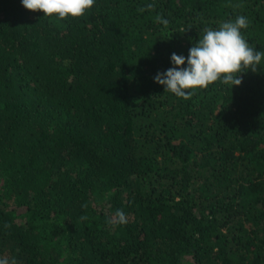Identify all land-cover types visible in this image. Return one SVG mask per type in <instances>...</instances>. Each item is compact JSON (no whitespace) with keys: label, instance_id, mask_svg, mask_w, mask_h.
<instances>
[{"label":"trees","instance_id":"16d2710c","mask_svg":"<svg viewBox=\"0 0 264 264\" xmlns=\"http://www.w3.org/2000/svg\"><path fill=\"white\" fill-rule=\"evenodd\" d=\"M239 15L264 51V0H95L64 19L0 0V258L264 264V58L187 100L154 81Z\"/></svg>","mask_w":264,"mask_h":264},{"label":"clouds","instance_id":"9594fccd","mask_svg":"<svg viewBox=\"0 0 264 264\" xmlns=\"http://www.w3.org/2000/svg\"><path fill=\"white\" fill-rule=\"evenodd\" d=\"M21 2L27 10L64 19L69 16H84L85 11L93 7L95 0H21ZM153 8V4L147 5V9ZM157 20L165 26L168 24L161 16H157ZM250 23L247 16L239 15L234 21L223 22L218 29L205 28L202 38L189 49L188 56L172 53L171 63L174 67L157 73L154 81L164 85L165 91H170L185 100L194 95V92L185 90L206 89L217 81L231 87L239 86L242 83L239 76L242 68L256 71V67L264 58V51H256L242 35L241 30L247 29ZM185 62L187 67H181ZM84 218L86 217H82ZM109 222L124 225L127 224L128 218L122 209H118ZM5 226L10 227L7 224ZM0 264L18 262L15 257L12 259L3 257L0 258Z\"/></svg>","mask_w":264,"mask_h":264}]
</instances>
